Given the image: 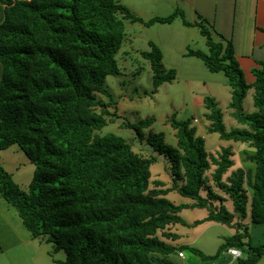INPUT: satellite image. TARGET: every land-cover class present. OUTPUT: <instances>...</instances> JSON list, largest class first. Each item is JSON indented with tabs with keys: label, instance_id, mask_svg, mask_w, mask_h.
I'll use <instances>...</instances> for the list:
<instances>
[{
	"label": "trees",
	"instance_id": "obj_1",
	"mask_svg": "<svg viewBox=\"0 0 264 264\" xmlns=\"http://www.w3.org/2000/svg\"><path fill=\"white\" fill-rule=\"evenodd\" d=\"M0 2V149L18 144L35 165L23 187L0 162V194L33 238L52 243L50 254L65 252L54 264H160V256L171 252H196L190 245L164 240L177 238L166 228L186 224L180 212L189 207H204L208 213L203 221L234 229L219 247L241 251L230 264H257L264 244L251 243L245 220L264 223V61L248 83L232 42L215 38L204 18H183L206 36L207 45L206 51L189 47L185 54L200 58L209 71L225 74L231 115L240 124L227 128L221 108L207 97V131L247 143L251 151L245 159L253 165L232 168L231 147L210 152L193 119L177 118L176 113L167 119L175 130L170 143L163 131L150 128L152 116L122 124L151 147L150 156H144L123 136L101 132L116 117L110 108L117 99L106 77L120 74L116 54L126 21L170 23L182 11L144 20L118 0ZM149 47L140 51L152 74V87L144 94H154L176 74L163 65L159 46L149 41ZM249 89L252 111L243 106ZM159 156L169 186L151 179L150 166ZM173 190L193 202L174 203L167 197Z\"/></svg>",
	"mask_w": 264,
	"mask_h": 264
},
{
	"label": "rangeland",
	"instance_id": "obj_2",
	"mask_svg": "<svg viewBox=\"0 0 264 264\" xmlns=\"http://www.w3.org/2000/svg\"><path fill=\"white\" fill-rule=\"evenodd\" d=\"M118 1L128 6L144 20L153 17L158 6L160 7L158 12L164 14V16L178 9V7L173 5L170 9H165L166 5H171L170 1L177 0ZM182 13L183 16H177L174 19L176 22L173 24H171L172 22H154L150 25H144L140 22L126 21L122 46L116 54L120 74H111L106 77V84L117 99L114 107L110 108L115 111L116 117L114 116V121L105 125L101 132H114L123 136L132 143L134 150L144 156H150L152 153L151 147L144 141H139L133 129L122 127L123 123L127 121L136 122L139 119L152 116L155 121L151 125L152 130L163 131L166 134V141L170 143L174 134L172 131L167 133L170 127L168 128V125L163 124L161 121L162 117L166 116L165 119L167 120L175 112L177 117L181 119L192 120L194 116L200 119L198 123H193L199 129V132H203L208 136H206L205 140L206 148L209 149L213 145L212 143L218 141L216 133H206L204 128L207 122L204 117V113L207 111L205 99L212 97L218 107L224 106L228 93L225 88H229L227 77L221 71H209L204 62L196 56L193 58L195 60H192L175 52V49L187 43L194 48L207 50L206 36L201 34L196 26L188 24L179 26V22L183 23L182 19L187 18L183 11ZM186 13L188 16L190 15L189 11ZM2 18L3 4L0 2V21ZM201 19L203 18L201 17ZM180 27L184 28L181 29ZM149 41L156 43L159 48L163 47V64L169 63L176 66L174 79L162 84L159 92L154 94L143 93L144 90H149L152 87L149 61L140 55V51L150 48ZM201 80H205L206 84L203 85ZM99 97L107 100V97L102 94ZM243 106L247 110L255 108L249 97L244 100ZM230 120L232 118L225 114L224 121L227 126H229ZM234 126L237 127V124ZM0 162L5 170L12 175L13 179L23 187H26L33 177L35 165L18 144H13L6 149H0ZM150 170L151 179L164 180L168 186L171 184V180L164 170L161 156L151 164ZM167 197L174 203L192 200V198L184 196L176 190L170 191ZM225 205L230 209L229 202L225 203ZM6 212L8 213L6 214ZM9 212L14 218L10 216ZM207 213L208 210L204 207L183 209L180 214L182 218L186 221L197 218L199 222L190 226V228L186 226L187 224L176 223L171 225L172 230L180 233L189 232L192 235L190 237L195 238L192 247L197 249L196 252L187 248L183 249L186 260L191 256L199 263L217 264L222 259V256L225 255L226 259L223 264H230L232 257L231 259L227 257V249H219V247L230 231H234V229L218 222L203 221ZM4 214L5 217L3 218L2 215ZM192 223L189 222V224ZM259 226V223H250L248 225V232L251 236L250 241L253 245L264 244V230ZM17 227V232L13 233L15 231L13 229ZM16 242L18 243L16 244ZM9 246L12 247L8 248ZM52 248V243L46 241L45 238L40 239L31 236L15 208L0 194V264H54V259H64L65 252L63 250L50 254ZM168 256L172 261L170 260L166 264H175L176 258H178L176 257L177 255L171 252ZM261 258L257 264H264V256ZM229 260L231 261L229 262Z\"/></svg>",
	"mask_w": 264,
	"mask_h": 264
},
{
	"label": "crops",
	"instance_id": "obj_3",
	"mask_svg": "<svg viewBox=\"0 0 264 264\" xmlns=\"http://www.w3.org/2000/svg\"><path fill=\"white\" fill-rule=\"evenodd\" d=\"M170 2H171V5L170 4L166 5L165 9H170L172 5L175 7H178V9H181L184 12V15L187 16L186 20L190 22L198 21L199 19H201L199 18L201 16L202 18L206 19L211 25L209 26L211 27V30L213 31L215 38L222 37L224 39H229L233 44V47L235 50V57L239 63L241 70L243 71L246 81L248 83H252L254 81L255 77L253 74V70L255 68H258L260 66V63L264 61V0H182V1L177 0V1H170ZM159 8L160 7L158 6V9L155 10L156 12L154 13L153 16H164V14H160V12H158ZM187 11H189V14H190L189 16L186 13ZM174 22H176V20L175 21L173 20L171 24H173ZM179 23H180L179 26H185L184 23H181V22ZM180 28L182 29L184 27H180ZM188 47L193 48V49H200V48H194L190 46L189 43H187L186 45L182 44V47L175 49V52L177 54H181L183 57H188L192 60H195L193 59L195 56H189L185 54L186 48ZM160 49L162 51V54L164 55L163 47L162 48L160 47ZM162 59H164V57ZM163 65L165 66V68H169V66L170 68H174V69L176 68L175 65L169 64V63L163 64ZM2 72H3V68L0 63V79L2 77ZM201 81L203 85L206 84L205 80H201ZM166 82H163L162 84ZM162 84L159 85L157 92H159V88ZM225 91H227L228 93L226 95V103L223 104L224 106H221V110L223 112V119L225 117V114H227L229 118H232V120H230L229 126L226 125V127L227 128L235 127L234 125L236 124L237 126H240V124L236 121V119L231 115L232 109L229 107V102L231 99L230 87L225 88ZM252 92L253 90L249 89L247 91V94L244 100L249 97L251 98V101H252ZM244 100H243V104H244ZM252 110L254 109H250L248 111H252ZM165 117L166 116L162 117L161 122H163V124L165 125H168V128L170 127V129L167 130V133L168 131H172V133L174 134L175 130L170 126V124L167 122ZM192 119H193V122H196V123L200 121V119L196 116H194ZM194 119H197V121H194ZM208 125H209V121L207 120L206 124L204 125L206 133L208 132L207 127H206ZM197 130H198V133L202 135L204 139L206 140L207 135H205L203 132H199L198 128ZM208 133H213V132H208ZM216 136L218 137V141H216L215 143H212L213 145L209 149L207 148V150H209L210 152L216 155L221 151L222 148L231 147L232 152H233L232 158L235 161L233 168L240 166V165L244 167L252 166L251 163L245 159L246 153L251 151V148L249 147L247 143L223 140L219 138L218 134ZM174 141H175V136L173 135V139L171 140V142H174ZM158 158H160V156ZM166 186L168 185L166 184ZM192 202H193L192 200L184 201V203H192ZM227 202H229V206L231 207L232 203L229 200ZM180 203H183V202H180ZM184 209H188V208H184ZM7 213L8 212H6V214ZM10 216L12 215L10 214ZM2 217L4 218L5 214L2 215ZM196 219L197 218H192V220H188V221L185 220L187 222L186 226L190 228V226L195 224L194 221ZM189 222L191 223L193 222V223L189 224ZM207 222H212V221H207ZM245 222L247 223V226L250 225L248 218H246ZM171 225L173 224H170L167 226L166 231L176 233L177 238L176 239L164 238L165 242L171 245H174V246H180V245L192 246V244H194L193 240L195 238H191L190 236L192 235L189 232L180 233V232L173 231ZM259 227H261L262 230H264V223L260 224ZM17 229L18 227L14 228L13 230L15 231H13V233L17 232ZM233 232L234 231L231 230L229 235L232 234ZM250 239H251V236H250ZM17 243L18 242H16V244ZM12 246H9L8 248H11ZM182 252H183V257L179 256V251H174V253L177 255L176 257H178L176 258L175 264H204L203 262L199 263V261H197L196 259H194V257H191V256L189 259L186 260L185 253L184 251ZM226 255L227 257L231 259L232 256L229 253L226 252ZM160 259H161V261H159L160 264H166L168 261L171 260L169 256L168 257L160 256ZM225 259L226 257L225 255H223L222 259H220V261H218L217 264H223ZM261 259L262 258H260L259 261ZM163 260H165L164 263H163ZM230 261L231 260H229V262Z\"/></svg>",
	"mask_w": 264,
	"mask_h": 264
},
{
	"label": "built area",
	"instance_id": "obj_4",
	"mask_svg": "<svg viewBox=\"0 0 264 264\" xmlns=\"http://www.w3.org/2000/svg\"><path fill=\"white\" fill-rule=\"evenodd\" d=\"M194 121H197V119H194ZM227 253H229L232 258H236L241 255V251L234 247L227 248ZM179 256L183 257V252L179 251Z\"/></svg>",
	"mask_w": 264,
	"mask_h": 264
}]
</instances>
